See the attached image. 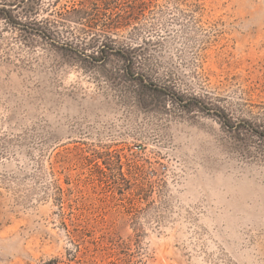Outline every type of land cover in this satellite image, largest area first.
<instances>
[{"label":"rangeland","instance_id":"1","mask_svg":"<svg viewBox=\"0 0 264 264\" xmlns=\"http://www.w3.org/2000/svg\"><path fill=\"white\" fill-rule=\"evenodd\" d=\"M36 1L0 18V264H264V0H119L140 89L35 32L80 0Z\"/></svg>","mask_w":264,"mask_h":264},{"label":"trees","instance_id":"2","mask_svg":"<svg viewBox=\"0 0 264 264\" xmlns=\"http://www.w3.org/2000/svg\"><path fill=\"white\" fill-rule=\"evenodd\" d=\"M127 1L132 3L131 7L137 5L138 11L143 10L141 7L145 5V0ZM118 5H120L119 0H80L77 5L72 4L70 7H64L59 10L48 9V15L42 18L43 24L35 32L42 37H46L53 44L66 47L72 51L84 54L90 49L91 52L88 55L86 54V56L92 60L100 59L101 63H104L110 54L118 53L124 59L125 69L121 73V77H124V79H120L123 83H127L137 89L152 86L153 83L150 79L143 78L141 73L136 74L134 71L133 59L137 51L142 49V46L124 45L118 47L108 34L110 29L118 27V25H127L128 20L134 14L133 11L132 13H129L130 11H125L124 13L121 11L113 12V10L118 9ZM39 6L40 2L36 0H0V18L4 19L9 25L19 26L21 17H31L32 15V17H35ZM107 9L111 11L109 14L106 13ZM92 10L96 11L95 14L92 13ZM119 18L122 19L121 22H119ZM60 29H64V32L67 33L65 37H63L64 35ZM155 90L165 94L171 92L176 94L174 88H171L173 91L162 88H155ZM176 99L182 105L188 104L193 100V98L185 99L182 95L180 97L176 96ZM206 109L209 110V108ZM215 112L219 119L224 124H227L230 131L238 130L234 122H232V115L226 109L219 107ZM248 130L251 132L255 131L253 127H249ZM258 134L264 138V135Z\"/></svg>","mask_w":264,"mask_h":264}]
</instances>
